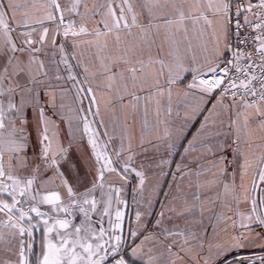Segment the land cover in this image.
I'll list each match as a JSON object with an SVG mask.
<instances>
[{"label": "snow or ice", "instance_id": "obj_1", "mask_svg": "<svg viewBox=\"0 0 264 264\" xmlns=\"http://www.w3.org/2000/svg\"><path fill=\"white\" fill-rule=\"evenodd\" d=\"M0 264H264V0H0Z\"/></svg>", "mask_w": 264, "mask_h": 264}, {"label": "crops", "instance_id": "obj_2", "mask_svg": "<svg viewBox=\"0 0 264 264\" xmlns=\"http://www.w3.org/2000/svg\"><path fill=\"white\" fill-rule=\"evenodd\" d=\"M197 127H198V125H197ZM189 131H193L194 132V128H190ZM161 179H162V181L165 182V187H166V181L169 180L170 177H162Z\"/></svg>", "mask_w": 264, "mask_h": 264}]
</instances>
